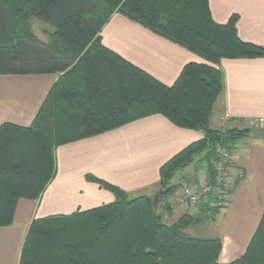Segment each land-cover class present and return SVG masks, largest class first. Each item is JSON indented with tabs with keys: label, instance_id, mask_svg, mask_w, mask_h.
<instances>
[{
	"label": "trees",
	"instance_id": "trees-1",
	"mask_svg": "<svg viewBox=\"0 0 264 264\" xmlns=\"http://www.w3.org/2000/svg\"><path fill=\"white\" fill-rule=\"evenodd\" d=\"M120 13L198 55L171 85L123 59L101 42L100 32ZM52 28L48 40L32 33L29 20ZM237 16L216 23L208 0H0V75L59 74L28 126L0 124V227L12 223L19 199H38L56 172L60 145L160 114L173 125L202 133L159 169L161 195L129 198L116 185L87 175L114 199L70 214L34 218L18 264H264V208L245 251L221 263L220 237L187 232L214 222L212 196L194 213L167 222L160 202L178 190L177 171L193 163L207 181L219 146L233 148L248 129H212V106L223 88L222 59L264 57V48L242 41ZM264 135V132H259ZM181 180L190 183L189 177ZM194 183L196 179L192 180Z\"/></svg>",
	"mask_w": 264,
	"mask_h": 264
},
{
	"label": "crops",
	"instance_id": "crops-1",
	"mask_svg": "<svg viewBox=\"0 0 264 264\" xmlns=\"http://www.w3.org/2000/svg\"><path fill=\"white\" fill-rule=\"evenodd\" d=\"M208 6L212 19L219 24L236 15L238 37L264 48V0H208ZM100 37L105 47L164 85H171L186 64L204 62L190 50L120 13L110 16ZM219 68L223 88L213 107L212 127L215 124V128H221L224 121L239 126L254 117H264V57L222 59ZM59 76L0 75V124L28 126ZM201 136L198 131L177 127L164 116L153 114L58 146L56 172L42 195L19 199L12 223L0 227V264H18L34 218L70 214L113 201V194L88 180L87 175L118 186L130 197H152L160 188V167ZM236 148L245 176L237 181L228 206L222 209L218 230L221 263L243 254L264 208V135L253 132L248 141L236 143ZM174 208L197 211V207Z\"/></svg>",
	"mask_w": 264,
	"mask_h": 264
},
{
	"label": "built area",
	"instance_id": "built-area-1",
	"mask_svg": "<svg viewBox=\"0 0 264 264\" xmlns=\"http://www.w3.org/2000/svg\"><path fill=\"white\" fill-rule=\"evenodd\" d=\"M251 120L259 126L264 125V117H254ZM216 152V158L212 161L215 169L214 183L210 184L205 175L200 177L196 185L183 182L174 195V205L193 208L210 195L213 197L211 205L214 207L222 209L227 206L235 184L245 176V171L238 164L240 153L236 145L231 149L219 146Z\"/></svg>",
	"mask_w": 264,
	"mask_h": 264
},
{
	"label": "rangeland",
	"instance_id": "rangeland-1",
	"mask_svg": "<svg viewBox=\"0 0 264 264\" xmlns=\"http://www.w3.org/2000/svg\"><path fill=\"white\" fill-rule=\"evenodd\" d=\"M29 24H30V29H31L32 33H34L37 37H39L42 40H48L49 39V36L53 31L49 25H47L46 23L40 22L39 20H36V19H30ZM215 102L212 106V111H211V114H210L209 120H208V125L210 128L216 129V130H225V129H229V128L248 129V132H246L245 137L242 138L243 141H248L250 139V134H252L253 132H255V133H259L260 131L264 132V125L259 126L258 124H255L252 120L246 121V122L244 121L243 124L242 123L238 124L239 126H236L237 124L236 125L232 124V122H230V121L229 122L224 121L225 123L222 124L221 128L220 127L218 129L215 128L216 127L215 124H214L215 127L214 126L212 127V125L210 124V118L212 117L213 113L215 112V111H213L214 110L213 107L215 105ZM185 175L187 177H190L192 179H196L198 181L200 179V177L202 175H204V172H203V169L200 167V165H198L194 161L193 163H191L187 167L177 171L176 174L172 177L170 184L171 185L172 184H179V186H180L183 183L181 180V177L185 176ZM193 184H195V183H193ZM176 191L177 190H175L173 193L169 194L166 197V200L164 201V203L165 202L168 203V210L164 208L163 202H160L158 207H157V211L159 213H162L164 216V219L170 223L176 221L177 219H179V217L181 215H183L185 213L184 211H182L180 209L174 208V207H178L177 205L173 204V198H174ZM128 197L134 198V197H130V196H128ZM223 214H224V210H221L220 213L215 217L214 222L203 221V222L197 224L193 228H188L187 232H189L195 236H199V237H220L218 230L221 227Z\"/></svg>",
	"mask_w": 264,
	"mask_h": 264
},
{
	"label": "water",
	"instance_id": "water-1",
	"mask_svg": "<svg viewBox=\"0 0 264 264\" xmlns=\"http://www.w3.org/2000/svg\"><path fill=\"white\" fill-rule=\"evenodd\" d=\"M160 195H161V190H159L154 196L151 197L153 207L156 206Z\"/></svg>",
	"mask_w": 264,
	"mask_h": 264
},
{
	"label": "bare ground",
	"instance_id": "bare-ground-1",
	"mask_svg": "<svg viewBox=\"0 0 264 264\" xmlns=\"http://www.w3.org/2000/svg\"><path fill=\"white\" fill-rule=\"evenodd\" d=\"M213 164V163H212ZM199 181V180H198ZM198 181L195 183V184H192V185H196L197 183H198ZM185 182V181H184ZM187 183H189V182H187ZM179 189V188H178ZM176 194V193H175ZM230 202V201H229ZM229 204V203H228ZM228 204H227V206H228ZM226 206V207H227ZM197 207V206H196ZM225 208V207H224ZM224 208H222V209H224ZM222 209H220V211L222 210Z\"/></svg>",
	"mask_w": 264,
	"mask_h": 264
}]
</instances>
